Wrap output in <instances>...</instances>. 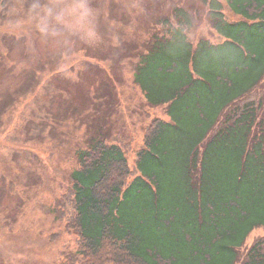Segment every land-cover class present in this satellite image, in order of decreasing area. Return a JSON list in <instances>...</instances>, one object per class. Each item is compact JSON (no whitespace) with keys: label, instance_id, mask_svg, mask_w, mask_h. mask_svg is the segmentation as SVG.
<instances>
[{"label":"trees","instance_id":"obj_1","mask_svg":"<svg viewBox=\"0 0 264 264\" xmlns=\"http://www.w3.org/2000/svg\"><path fill=\"white\" fill-rule=\"evenodd\" d=\"M199 2L131 52L135 87L169 117L150 120L132 165L110 134L76 151L56 201L71 264H264L262 240L242 252L264 228V0ZM201 16L219 40L188 35Z\"/></svg>","mask_w":264,"mask_h":264},{"label":"rangeland","instance_id":"obj_2","mask_svg":"<svg viewBox=\"0 0 264 264\" xmlns=\"http://www.w3.org/2000/svg\"><path fill=\"white\" fill-rule=\"evenodd\" d=\"M175 5L203 11L199 0H0V264H71L77 237L56 201L76 151L110 134L132 165L150 120H169L135 87L131 52ZM202 16L188 35L219 40ZM257 239L264 228L242 252Z\"/></svg>","mask_w":264,"mask_h":264}]
</instances>
